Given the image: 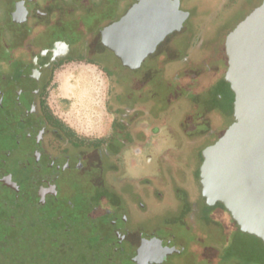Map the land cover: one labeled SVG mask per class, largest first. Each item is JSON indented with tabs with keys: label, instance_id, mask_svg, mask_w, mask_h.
Segmentation results:
<instances>
[{
	"label": "flooded vegetation",
	"instance_id": "af4514ba",
	"mask_svg": "<svg viewBox=\"0 0 264 264\" xmlns=\"http://www.w3.org/2000/svg\"><path fill=\"white\" fill-rule=\"evenodd\" d=\"M135 1L0 0V264H17L20 257L19 247L10 245L9 231L17 227L10 220L9 204L22 207L29 218L36 215L67 230L84 224L96 209L124 213L125 254L140 246L142 232H171L183 246L181 253L162 264H176L168 259L182 255L196 258L188 240L174 227L190 234L197 231L193 243L202 245L203 253L215 247L211 230L219 226L224 239L220 247H225L224 224L233 227L234 221L220 204L209 203L201 193V154L197 166L182 148L186 128L192 129L189 124L185 127L187 118L193 113L181 114L176 125L171 122L176 112L171 104L176 99L202 107L175 80L198 68L203 69L198 75L212 79L218 74V68L209 69L215 55L190 64L173 45L158 50L159 45L153 54L140 57L111 29ZM222 1L179 0L188 17L177 36L186 31V23H193L199 33L204 17L211 18L219 10L216 22H220L248 0H228L227 6L218 8ZM197 5L200 9L194 8ZM176 61L186 66L172 78L165 77L170 62ZM67 68L72 70L71 78L87 70L106 87L103 113L108 123L97 134H87L63 118L67 99L59 96L56 106L51 103L53 88L58 89V71ZM211 79L188 77L189 85L198 86ZM217 114L224 116L213 110L207 113L208 122L194 126L203 127L198 135L212 131ZM59 159H68V165L59 166ZM161 217L165 223L178 218L182 223L149 224ZM133 231L136 239L130 238Z\"/></svg>",
	"mask_w": 264,
	"mask_h": 264
},
{
	"label": "water",
	"instance_id": "95a60500",
	"mask_svg": "<svg viewBox=\"0 0 264 264\" xmlns=\"http://www.w3.org/2000/svg\"><path fill=\"white\" fill-rule=\"evenodd\" d=\"M187 17L179 0H136L111 29L146 57L179 33ZM224 52L220 85L229 93L233 121L201 152L199 185L209 203L220 204L241 232L264 245V0L226 34ZM56 163L66 167L68 159ZM8 206L17 227L9 231L10 245L19 247L17 264H162L183 251L171 232L158 230L142 232L140 246L125 254L124 213L96 209L84 224L67 230Z\"/></svg>",
	"mask_w": 264,
	"mask_h": 264
},
{
	"label": "rangeland",
	"instance_id": "374dc122",
	"mask_svg": "<svg viewBox=\"0 0 264 264\" xmlns=\"http://www.w3.org/2000/svg\"><path fill=\"white\" fill-rule=\"evenodd\" d=\"M228 0H223L218 3V8L222 5L227 6ZM262 2V0H260ZM258 0H248L243 3L238 4L222 21L216 22L218 17L216 16L219 10L212 15L211 18L204 17L200 22L201 31H195L193 23H186L184 29L186 31L181 35H173L170 38H167L164 43L160 44L158 50H163L168 48V46L173 45L172 48H176L181 51L182 55L187 58L188 63L198 65L201 61L207 57L211 56L214 53V58L209 65V69L215 70L218 68V74H215L211 79L209 75L200 76L203 71L202 68L198 69H189L183 72V75H186L184 79H180L175 84L177 86H185L187 89H190V92L197 94V89L193 90L192 87H189L188 77L191 76L197 81H209L207 85L202 86L209 87L214 82H216L211 88L205 93L198 95L190 94L191 100L195 103L201 104V108H196L191 105L186 99H176L171 106L175 108V114L173 115L171 122L176 125V118L184 116L187 113H193V115L187 118V125L191 126L192 129L186 128L185 137L183 140V149L184 151H189L191 153V159L194 160L195 165H200L199 155L201 152L208 146L214 144L226 131V129L232 124V107L229 99V93L227 90L220 85V81L226 71L227 59L224 52V42L226 34L233 29L240 21H242L254 8L258 6ZM257 4V6H256ZM200 5L194 7L199 8ZM253 6V7H252ZM127 7V6H126ZM177 36V37H176ZM176 37V38H175ZM153 62V61H152ZM150 61V63H152ZM186 65L180 62H170V68L165 71V77L172 78V76L183 69ZM162 67V65H161ZM60 75H63L66 83H69L75 87V89L69 93L70 96V109L68 113L62 114L63 118L72 126H76L81 131L87 132V134H97L100 129L108 123V119L104 117L103 113V97L106 87L101 84L97 76H92L91 72L87 70L78 71L76 73L77 78H71L72 70L70 68L60 69L58 71ZM163 72L161 71V74ZM81 74V75H80ZM200 74V75H198ZM198 75V76H197ZM202 87H199L200 89ZM72 90V89H71ZM65 94V93H63ZM61 93L53 88L51 103L53 106H56L59 100ZM213 110L221 111L224 116L218 117L215 120V126L209 134L198 135V133L203 131V127H194L195 125L208 122V117L213 118L212 115L207 113ZM196 111V112H195ZM195 112V113H194ZM216 116V115H215ZM103 118L106 119L103 121ZM196 188V187H195ZM213 207H219L214 205ZM155 214L157 210H154ZM205 212V211H204ZM160 213V212H159ZM158 213V214H159ZM154 213L149 214L148 216ZM160 215V214H159ZM164 215H167L164 214ZM173 214L172 216H176ZM154 216V215H153ZM74 217V215H70ZM75 217H78L76 215ZM157 217V216H155ZM165 217V216H164ZM163 218V217H161ZM161 218L151 219L150 225L158 223L159 225L171 224L174 222L182 223L181 218L167 220L166 218L161 220ZM172 218V217H171ZM169 219V218H168ZM164 222V223H162ZM234 225H230V222L224 224L226 229V239H230V246L227 248L221 246L223 239V232L219 226H213L211 230L212 239L215 247L207 248L202 253V245H196L193 243L195 237H199L197 231L190 234L189 232H182L181 229L173 230L177 232L180 237L188 240L190 247L195 251L196 258L192 257L191 254L188 255L186 259L185 255H182L180 259H168L170 262L176 264H264V245L257 240L251 234L243 233L240 231L237 224L234 222ZM2 223H0V232H2ZM9 228H11L9 226ZM132 228V227H131ZM187 230V228H186ZM180 232V234H179ZM234 233V234H233ZM135 231L130 233L131 239H136ZM188 234V235H187ZM2 236V233H0ZM233 238L231 240V236ZM181 242H184L182 239ZM207 241H204V244ZM225 248V249H224ZM202 253V254H201ZM201 256V257H200Z\"/></svg>",
	"mask_w": 264,
	"mask_h": 264
},
{
	"label": "crops",
	"instance_id": "0c3cea01",
	"mask_svg": "<svg viewBox=\"0 0 264 264\" xmlns=\"http://www.w3.org/2000/svg\"><path fill=\"white\" fill-rule=\"evenodd\" d=\"M64 79H65V77H63V75L57 76V79H56V82L58 84L57 91H59L61 93L60 96L62 98L67 99V100H64L63 101L64 106H63V109H62V112H61L62 114H65V113H68L69 112V109H70V99H71L70 96H69V93H71L75 89V87L72 86V85H71V88H70L69 83H66L65 81H63ZM63 93H65V94H63ZM105 120L106 119L103 118V121H105ZM74 127H76V126H74Z\"/></svg>",
	"mask_w": 264,
	"mask_h": 264
},
{
	"label": "trees",
	"instance_id": "16d2710c",
	"mask_svg": "<svg viewBox=\"0 0 264 264\" xmlns=\"http://www.w3.org/2000/svg\"><path fill=\"white\" fill-rule=\"evenodd\" d=\"M176 82L178 81V80H175ZM189 81V80H188ZM202 85V84H201ZM192 87V89L193 90H195V89H197L198 91H197V93L198 94H200V93H203L204 91H206L209 87H202V86H198L197 85V83L196 84H193V83H191V85H189V87ZM199 87H202L201 89L199 88ZM188 94L190 95V94H194L193 92H190V89H189V92H188ZM234 234V233H233ZM232 238H233V235L231 236V240H232ZM230 239L228 238V240L225 242V248L227 247V246H230V244H231V241H229Z\"/></svg>",
	"mask_w": 264,
	"mask_h": 264
}]
</instances>
